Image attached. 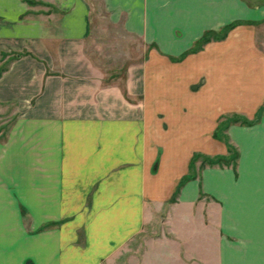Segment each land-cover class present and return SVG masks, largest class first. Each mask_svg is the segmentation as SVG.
Masks as SVG:
<instances>
[{
	"label": "crops",
	"instance_id": "crops-1",
	"mask_svg": "<svg viewBox=\"0 0 264 264\" xmlns=\"http://www.w3.org/2000/svg\"><path fill=\"white\" fill-rule=\"evenodd\" d=\"M99 2L145 46L122 85L91 0H0V264H264V0Z\"/></svg>",
	"mask_w": 264,
	"mask_h": 264
},
{
	"label": "rangeland",
	"instance_id": "rangeland-1",
	"mask_svg": "<svg viewBox=\"0 0 264 264\" xmlns=\"http://www.w3.org/2000/svg\"><path fill=\"white\" fill-rule=\"evenodd\" d=\"M91 9L92 28L87 51L103 68L107 80L117 81L122 85L125 69L141 61L145 46L138 39L125 34L119 27L109 24L107 14L103 11L99 0H91ZM5 65L6 60L0 63V69ZM114 71H117V76L109 77ZM6 112L8 111L0 110V140L10 126L9 123H2L7 117ZM202 161L201 166H204L206 163L203 158Z\"/></svg>",
	"mask_w": 264,
	"mask_h": 264
},
{
	"label": "trees",
	"instance_id": "trees-1",
	"mask_svg": "<svg viewBox=\"0 0 264 264\" xmlns=\"http://www.w3.org/2000/svg\"><path fill=\"white\" fill-rule=\"evenodd\" d=\"M30 2V1H29ZM236 23H230L229 25H227L226 27H224L223 29H221L219 32H208L205 35H203L191 48H189L187 51H185L184 53H182L178 59L183 58L185 55H187L188 53L191 52H196L199 49L202 48V46L204 44H206L207 42H209L212 39H221L223 37L226 36L228 30H230L231 28H233L235 26ZM21 54H17L16 56H20ZM4 70V68L0 69V74L1 72ZM230 122H242V123H250L249 121H247L246 119H244L243 117H240L238 115H234L231 117L226 118V122L225 121H221L219 123V128H218V132H220L221 130H224L227 125ZM216 136V134H215ZM217 136H219L217 134ZM199 158V155H194L192 157L191 160V165L194 163V161ZM203 160L205 161L206 164L209 165H213V164H218V165H229L232 164L233 166L235 165V161L237 159V152L234 149H231V152L229 155H219V156H214V157H202ZM192 166H191V170H192ZM194 176L193 173H189L188 175H185L183 177V179L181 180V184L183 182H185L186 180L192 178Z\"/></svg>",
	"mask_w": 264,
	"mask_h": 264
}]
</instances>
